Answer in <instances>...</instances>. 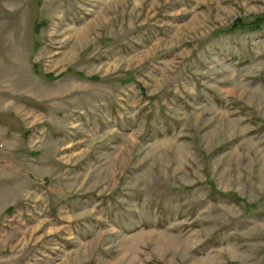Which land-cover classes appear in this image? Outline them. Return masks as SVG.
Returning a JSON list of instances; mask_svg holds the SVG:
<instances>
[{
  "label": "rangeland",
  "instance_id": "1",
  "mask_svg": "<svg viewBox=\"0 0 264 264\" xmlns=\"http://www.w3.org/2000/svg\"><path fill=\"white\" fill-rule=\"evenodd\" d=\"M0 264H264V0H0Z\"/></svg>",
  "mask_w": 264,
  "mask_h": 264
},
{
  "label": "trees",
  "instance_id": "2",
  "mask_svg": "<svg viewBox=\"0 0 264 264\" xmlns=\"http://www.w3.org/2000/svg\"><path fill=\"white\" fill-rule=\"evenodd\" d=\"M39 29V26H37V30Z\"/></svg>",
  "mask_w": 264,
  "mask_h": 264
}]
</instances>
